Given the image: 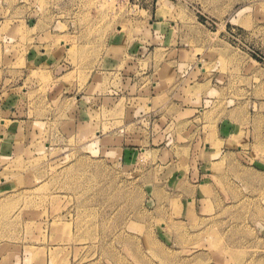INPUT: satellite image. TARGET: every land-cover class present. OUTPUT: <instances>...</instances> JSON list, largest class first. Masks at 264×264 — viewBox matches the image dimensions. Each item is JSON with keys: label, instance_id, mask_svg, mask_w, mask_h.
<instances>
[{"label": "rangeland", "instance_id": "rangeland-1", "mask_svg": "<svg viewBox=\"0 0 264 264\" xmlns=\"http://www.w3.org/2000/svg\"><path fill=\"white\" fill-rule=\"evenodd\" d=\"M3 96L0 264H264V0H0Z\"/></svg>", "mask_w": 264, "mask_h": 264}, {"label": "crops", "instance_id": "crops-1", "mask_svg": "<svg viewBox=\"0 0 264 264\" xmlns=\"http://www.w3.org/2000/svg\"><path fill=\"white\" fill-rule=\"evenodd\" d=\"M32 57H36V55H32ZM35 59V58H34ZM18 72H21V74L24 72V71H18ZM54 93V89L53 88H50V90L48 91V93H47V95H52ZM2 96V95H1ZM6 99H5V96H3V97H0V113L1 114H4L3 113V108H4V102L3 101H5ZM17 106V105H16ZM11 111H12V113L14 114V115H16L17 116V114L19 113L18 112V109L17 108H15V107H12L11 108ZM10 122H12V121H10ZM17 122H23V121H17ZM17 122L15 121L14 123H10V124H12V126H15V127H17ZM0 125H4V121L3 120H0ZM223 131L224 130H222V133H223ZM219 132V131H218ZM1 133V132H0ZM4 141V136H3V134L1 133L0 134V148L2 147V144H1V142H3ZM192 177H194V176H191V178ZM192 190H193V192L191 193V195L190 196H185V197H187L186 198V203H187V209L190 207H192V206H197L198 205V202H199V199H198V197L201 195V196H203V193H204V191L205 190H207V191H209L210 190V187L208 186V185H206V183L205 184H202V185H200V186H196V187H193L192 188ZM213 199H214V196H213ZM200 201H202V199L200 200Z\"/></svg>", "mask_w": 264, "mask_h": 264}, {"label": "bare ground", "instance_id": "bare-ground-1", "mask_svg": "<svg viewBox=\"0 0 264 264\" xmlns=\"http://www.w3.org/2000/svg\"><path fill=\"white\" fill-rule=\"evenodd\" d=\"M160 7V6H159Z\"/></svg>", "mask_w": 264, "mask_h": 264}]
</instances>
